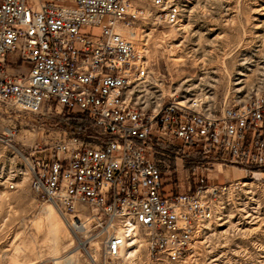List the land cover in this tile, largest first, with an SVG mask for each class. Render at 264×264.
<instances>
[{
  "label": "built area",
  "instance_id": "1",
  "mask_svg": "<svg viewBox=\"0 0 264 264\" xmlns=\"http://www.w3.org/2000/svg\"><path fill=\"white\" fill-rule=\"evenodd\" d=\"M181 14L178 0H0V103L61 109L95 130L79 124L27 155L1 138L14 149L10 172L29 173L111 264L189 263L205 224L224 221L225 197L264 169V93L218 105L166 89L127 31L145 19L177 25ZM94 27L99 35L83 32ZM217 167L244 176L219 183Z\"/></svg>",
  "mask_w": 264,
  "mask_h": 264
},
{
  "label": "rangeland",
  "instance_id": "2",
  "mask_svg": "<svg viewBox=\"0 0 264 264\" xmlns=\"http://www.w3.org/2000/svg\"><path fill=\"white\" fill-rule=\"evenodd\" d=\"M178 1L177 25L145 19L131 29L138 46L148 49L155 78L166 89L205 92L218 105L264 93V0ZM83 32L99 35L101 29ZM72 116L61 109L31 114L0 103V264H111L97 240L88 244L57 208L55 215L49 213L52 203L33 191L29 173L10 172L17 165L10 156L14 149L1 140L10 139L27 155L70 135L80 124ZM82 126L95 131L90 123ZM217 168L211 177L219 183L244 176L235 167ZM183 173L177 175L181 189L187 185ZM224 206V221L205 224L187 264H264V169L225 197Z\"/></svg>",
  "mask_w": 264,
  "mask_h": 264
},
{
  "label": "bare ground",
  "instance_id": "3",
  "mask_svg": "<svg viewBox=\"0 0 264 264\" xmlns=\"http://www.w3.org/2000/svg\"><path fill=\"white\" fill-rule=\"evenodd\" d=\"M131 29H132V28H129L127 31H131V32H132ZM48 211H49L50 214H54V215L57 213V209H56V207L54 206V204H51V205L48 207ZM93 246H94V245H93ZM132 253H133V249H132V248H128V249L126 250V252H125L126 255H132ZM89 254H90L91 258H92L93 260H95V256H94V254H91V253H89ZM57 261H58V263H59L60 259H58Z\"/></svg>",
  "mask_w": 264,
  "mask_h": 264
},
{
  "label": "trees",
  "instance_id": "4",
  "mask_svg": "<svg viewBox=\"0 0 264 264\" xmlns=\"http://www.w3.org/2000/svg\"><path fill=\"white\" fill-rule=\"evenodd\" d=\"M72 118H76L75 120L79 122L80 124L89 123L88 119L83 117L82 115H73Z\"/></svg>",
  "mask_w": 264,
  "mask_h": 264
}]
</instances>
